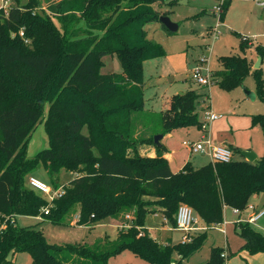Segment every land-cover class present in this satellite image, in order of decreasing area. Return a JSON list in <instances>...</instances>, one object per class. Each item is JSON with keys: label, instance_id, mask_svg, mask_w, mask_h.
Returning a JSON list of instances; mask_svg holds the SVG:
<instances>
[{"label": "trees", "instance_id": "16d2710c", "mask_svg": "<svg viewBox=\"0 0 264 264\" xmlns=\"http://www.w3.org/2000/svg\"><path fill=\"white\" fill-rule=\"evenodd\" d=\"M13 1L0 9V264H11L9 255L21 251L31 254L33 264H108L124 250L153 264H185L202 247L207 230L193 233L189 242L163 244L145 227L148 213L161 212L177 227L179 205L187 204L212 228L224 222L225 206L242 212L253 195L264 192V153L252 162L233 158L197 167L189 160L174 172L164 156L166 147L154 141L156 134L203 123L201 93L193 88L173 95L162 112L144 109V64L166 55L145 27L159 20L154 4L163 0ZM230 3L224 4L222 19ZM239 36L244 52L252 41ZM256 50L263 57L264 46ZM113 54L122 72H102L103 57ZM220 61L213 76L227 89L242 86L253 67L244 54L222 55ZM253 73L264 99L262 71ZM136 117L160 130L147 140L136 138ZM41 121L49 146L28 157L29 138ZM252 123L264 135V113L254 114ZM144 142L156 147L155 156L140 154ZM38 165L53 181L62 171L76 174L51 203L27 183ZM78 212L80 224L126 214L132 222L115 239L70 244L77 257L49 242L42 229L19 223L40 216L70 224ZM236 229L244 239L241 249L264 253V232L243 220ZM224 253L225 248L212 246L210 258L198 264H226L237 254Z\"/></svg>", "mask_w": 264, "mask_h": 264}, {"label": "rangeland", "instance_id": "374dc122", "mask_svg": "<svg viewBox=\"0 0 264 264\" xmlns=\"http://www.w3.org/2000/svg\"><path fill=\"white\" fill-rule=\"evenodd\" d=\"M1 3L0 0V5ZM13 3V0H9L8 6ZM217 3V0H163L154 4L160 12V16H168L179 27L177 31L168 33L163 28L160 20L151 21L145 27L148 37L159 42L165 49L166 55L148 60L144 64V109L147 113L162 112L168 108L170 97L180 92L184 93L189 88L196 89L198 93H201L198 104L200 119L204 120L207 107L221 116V118L210 124L208 135L214 142H225L233 145L235 149L233 153L237 155L236 157L244 160L241 152L246 151L248 148H252V151L256 154L259 152L258 155L264 153L263 131L259 125H253L252 123L253 114L264 113V99L258 95L253 73L260 56L256 46H264V7L257 6L251 1L231 0L229 7L226 9L225 17L218 27L220 33L214 38L209 30L215 28L217 23V17L212 13ZM239 35L249 36L252 41L251 46L244 52L240 49L241 38ZM229 54H244L253 63L252 70L245 78L242 86L233 89L224 88L216 76L212 77L211 84L206 87L192 80L190 76L192 69L197 66L205 68L207 62L204 61L206 60L209 61L212 70L220 69L222 66L220 57ZM258 68L261 69L264 78V55ZM122 69V64L116 54L103 57L102 72H122ZM247 91L254 92L256 98L251 99L247 95ZM207 94L209 99H206ZM215 105L218 108L215 109ZM217 109L218 111H216ZM47 110L48 104L45 107V112ZM135 127V137L144 140H147L156 130H160V128L154 129V127L145 125L139 117L138 119L136 117ZM202 133L196 125L179 127L173 130L172 145L177 150L186 149L183 141H195L200 138ZM159 142L161 143V139ZM145 144L153 145L147 142L139 144L140 154ZM48 146L49 137L44 123L41 121L29 138L27 155L33 157ZM155 151L157 153L156 147ZM201 157L206 156L200 153L192 156L193 164L204 166L209 163V161H206L202 165L199 164L197 160ZM31 175L50 184L54 182L65 184L76 176L73 172L62 171L58 181H53L55 177L42 165H38L32 170ZM252 198H255L256 209H262L264 206V192L253 195ZM231 209V216L234 219L231 221L229 240L232 246L233 237L239 238L241 236L236 229V221L239 220L238 213L232 207ZM195 215V225L200 227V218L196 213ZM88 221L89 218L85 222ZM145 221V225L150 228L151 234L158 240L164 242L166 238L171 237L174 244L181 242L184 231L180 228H173L172 224L168 220L165 221L161 214L148 213ZM19 223L34 225L36 228L42 229L49 242L55 243L58 248L64 249L73 257H77V254L74 250L68 248L70 244L84 242L92 244L95 240L104 236L115 239L119 233L117 223L112 215L100 217L91 229L82 225L56 224L31 217L20 218ZM252 225L264 232V217L258 222L252 223ZM169 228H172V231ZM226 229V223L212 228L204 226L203 229H198L197 232L207 230V238L199 250L184 260L185 264H198L207 261L211 256L212 246L217 245L225 248ZM240 254L247 257V261L250 262L251 256L245 249H242ZM259 255H264V253ZM133 257H135V254L131 250H124L112 256L108 264H153L143 261L137 263L133 260ZM9 259L11 264H33L32 256L27 251L11 253ZM226 263H228V257ZM244 263L247 262L244 261ZM261 264H264V262Z\"/></svg>", "mask_w": 264, "mask_h": 264}, {"label": "built area", "instance_id": "2783aa9c", "mask_svg": "<svg viewBox=\"0 0 264 264\" xmlns=\"http://www.w3.org/2000/svg\"><path fill=\"white\" fill-rule=\"evenodd\" d=\"M217 1H218L217 5L212 10V13L217 17V23L215 25V28L211 29V34L213 35L214 38H216L220 33L218 27L220 25V22L222 21L223 6L228 0H217ZM244 1H252L260 7H264V0H244ZM1 2L2 3L0 5V9L7 10L9 8L8 6L9 0H1ZM20 34L23 35V31H21ZM204 62H207V66L205 68L201 66L195 67L194 69H192L190 76L194 82H196L201 86L206 87L209 86L212 82L213 70L211 69L208 60ZM206 99H209L208 94L206 95ZM219 117H220L219 114L212 112L207 107L205 111V117L200 128L201 131L203 132L201 138L196 141H190V140L184 141V145L189 146L193 153H205L209 155L212 163H215L217 161L229 162L233 159V150L231 148L215 143L211 139L210 135H208L210 124ZM27 183L31 187L35 188L40 193H42L50 203L65 193L64 184L55 188L51 184L43 180H40L39 178L31 174L27 176ZM49 207L50 204L45 207L46 214L49 213ZM235 211L239 212L238 210ZM195 216H196L195 211L191 206L187 204L179 205L176 215V223H177V227L184 231V235L181 241L182 243L191 241L193 232L195 230L203 229V227L198 228L195 225L196 223ZM263 216H264V208L251 215L247 221L250 223H254L257 222ZM91 217H94V214ZM36 218L40 219L41 217L38 216ZM125 219H127L129 222H123L120 225L121 228L130 227L132 221V215L126 214ZM223 256L226 257V252L223 254Z\"/></svg>", "mask_w": 264, "mask_h": 264}, {"label": "crops", "instance_id": "0c3cea01", "mask_svg": "<svg viewBox=\"0 0 264 264\" xmlns=\"http://www.w3.org/2000/svg\"><path fill=\"white\" fill-rule=\"evenodd\" d=\"M209 31L211 33V29ZM204 90H205V88H204ZM180 94H181V92H180ZM171 98L172 97H170V99H169V103H170ZM168 107H169V105H168ZM216 107L218 108V106L215 105L214 108L216 109ZM216 111H218V109ZM219 118H221V116ZM215 120L213 122H215ZM200 132H202L201 129H200ZM172 133H173V131H171V132H169L167 134H162L163 137L161 138V143L166 147V150L164 151V156L168 159V161L170 163V166H171V169L174 172H178L179 170L182 169V167L189 160L192 162V156L196 155V153H193L191 151V149H190L189 146H186V149H184V148L179 149V150L175 149L173 147L172 141H171V139L173 138ZM210 134H211V130H210ZM201 136H202V134L200 135V138H201ZM200 138H198L197 140H199ZM184 141H186V140H184ZM184 141H183V144H184ZM215 143H217L219 145L227 146V147L231 148L233 150V152H235V149H234V146L233 145L227 144L225 142H215ZM247 150H251L252 151V148H248ZM141 154L142 155L155 156L156 155L155 146L154 145H148V144L147 145L146 144L143 145V149H141ZM200 154H202L203 156H206V157H201V159H198L197 161H198L199 164L202 165V163H206V161L211 162V159H210V156L209 155H207L205 153H200ZM241 154L243 155L242 152H241ZM258 154H260V153L258 152ZM258 154H257V158L259 156H261V155H258ZM234 155H235V153H233V158L234 159H236V160H242L240 157H236L237 155H235V156ZM243 159L244 160H247V158L245 156H244ZM197 167H198V165H197ZM61 185H63V184H61ZM254 200H255V198H252L251 197L250 203H249V207L246 210L242 211V212H237L238 213V216H239V220L247 221L251 215H253L254 213H256V212H258V211H260V210H262L264 208V206H263L262 209L257 210L256 209V206H255ZM263 205H264V203H263ZM153 213L154 214H161L162 217L164 218V220L165 221L167 220L163 216V214L161 212H153ZM231 215H232V209H231V207L230 206H225V208H224V222L221 224V225H223L224 223H226V228H227L226 229V231H227V238H226V242H225V245H226L225 252H226L227 255L230 254V253H232V252H237V254L235 256L228 257V263H226V264H261V263H263L264 262V255H259V254H263V253H258V254H254V255H251V254L248 253L251 256L250 257V262L247 261V257L241 256V254H240L241 253V250H242L241 247L244 244V239L243 238H241V237H239V238L233 237V239H232L233 245L231 246V243H230V240H229L230 239V228L232 226L231 225L232 224L231 221H233V219H234V218H232ZM245 216H248V217H245ZM263 217H261V218H263ZM34 218L37 219L36 217H34ZM113 218H114V220L117 223L118 230L121 229L120 225L123 222H129L127 219H125V215L124 216L121 215L119 217L113 216ZM78 220H79V212L74 215V217H73V219H72V221H71L70 224L71 225H73V224L74 225L75 224L76 225H82V226L87 227L88 229H91V228H93L95 226V223H93L90 220L88 222H85V223H82V224H80L78 222ZM200 222H201V226L200 227H204L205 226L204 222L201 221V220H200ZM145 227L148 229L149 233L151 234L150 228L147 227L146 225H145ZM200 227H198V228H200ZM173 228H178V227L173 226ZM171 229L172 228H169L170 231H172ZM195 232H197V230H195L193 233H195ZM151 236H153V235L151 234ZM153 237L156 238L155 236H153ZM182 237H183V235H182ZM156 239L158 240V238H156ZM158 241H160V240H158ZM160 242L163 243V244H168V243L174 244L171 241V237L166 238V240L164 242L163 241H160ZM175 257L178 258V257H180V255H176ZM133 258H134L133 260L135 262H137V263L138 262H141V261L148 262V261H145L142 258L138 257L137 255H135V257H133ZM138 260H140V261H138ZM244 261H246L247 263H244ZM138 264H145V263H138Z\"/></svg>", "mask_w": 264, "mask_h": 264}, {"label": "water", "instance_id": "95a60500", "mask_svg": "<svg viewBox=\"0 0 264 264\" xmlns=\"http://www.w3.org/2000/svg\"><path fill=\"white\" fill-rule=\"evenodd\" d=\"M159 20L161 21V23L171 32H175L178 30V24L173 22L168 16H160ZM262 57L259 56L258 62L255 64V68H258L260 65ZM183 92H181L182 94ZM247 95L251 98V99H255L256 98V94L254 92L251 91H247ZM163 137L162 134H157L154 137V141L156 143H159V140ZM243 155L247 158L248 161L252 162L257 158V154L254 153L251 150H246L242 152Z\"/></svg>", "mask_w": 264, "mask_h": 264}]
</instances>
